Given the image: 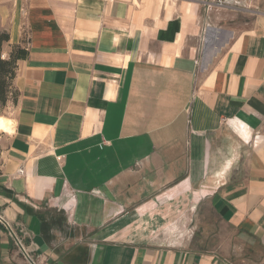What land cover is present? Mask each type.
Returning <instances> with one entry per match:
<instances>
[{
	"label": "crops",
	"instance_id": "1",
	"mask_svg": "<svg viewBox=\"0 0 264 264\" xmlns=\"http://www.w3.org/2000/svg\"><path fill=\"white\" fill-rule=\"evenodd\" d=\"M205 1L0 0V214L37 264H264V0Z\"/></svg>",
	"mask_w": 264,
	"mask_h": 264
},
{
	"label": "rangeland",
	"instance_id": "2",
	"mask_svg": "<svg viewBox=\"0 0 264 264\" xmlns=\"http://www.w3.org/2000/svg\"><path fill=\"white\" fill-rule=\"evenodd\" d=\"M16 47L23 49L20 46L11 47L8 49L7 43L3 44L0 53V61L11 62L10 60L12 59V56L16 57L17 55L18 50ZM17 64L18 62H12V64H10L9 66H0V69L3 72H8L9 78L7 81L8 87L5 91V100L3 103L0 102V116L5 118H8L10 111L17 101V92L13 86ZM4 144V136L2 133H0V161L4 152ZM201 210L200 212L203 214L201 216L199 214L198 226L195 227V230L192 233L193 236L199 237L200 240H202V245L206 246L209 241L217 240V237L221 239L223 235H230L227 229L217 223L216 220L206 210H204V212H202Z\"/></svg>",
	"mask_w": 264,
	"mask_h": 264
},
{
	"label": "built area",
	"instance_id": "3",
	"mask_svg": "<svg viewBox=\"0 0 264 264\" xmlns=\"http://www.w3.org/2000/svg\"><path fill=\"white\" fill-rule=\"evenodd\" d=\"M203 7L206 12L212 11H230V12H241L245 11L247 7L240 0H211L203 2ZM0 224L5 227L8 231V236L11 239L14 247L19 252V254L25 259L27 264H37L27 248L24 246L19 235L10 227V224L3 218L0 214Z\"/></svg>",
	"mask_w": 264,
	"mask_h": 264
},
{
	"label": "trees",
	"instance_id": "4",
	"mask_svg": "<svg viewBox=\"0 0 264 264\" xmlns=\"http://www.w3.org/2000/svg\"><path fill=\"white\" fill-rule=\"evenodd\" d=\"M9 41V37L8 34L6 32H0V53H1V49H2V45L5 43H8ZM18 52L16 57L12 56V59L10 60L11 62H2L0 61V66H9L10 64L18 62L20 60H23L26 58V51L24 49L18 48L16 47ZM8 72H3L0 69V102L3 103L5 100V91L8 87Z\"/></svg>",
	"mask_w": 264,
	"mask_h": 264
},
{
	"label": "bare ground",
	"instance_id": "5",
	"mask_svg": "<svg viewBox=\"0 0 264 264\" xmlns=\"http://www.w3.org/2000/svg\"><path fill=\"white\" fill-rule=\"evenodd\" d=\"M11 125H12V122L9 119L0 116V133H3V134L11 133V130H12Z\"/></svg>",
	"mask_w": 264,
	"mask_h": 264
}]
</instances>
